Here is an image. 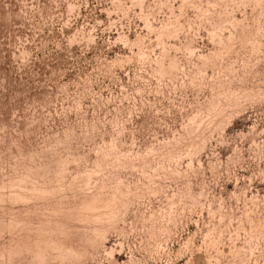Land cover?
I'll return each mask as SVG.
<instances>
[{
	"label": "rangeland",
	"instance_id": "1",
	"mask_svg": "<svg viewBox=\"0 0 264 264\" xmlns=\"http://www.w3.org/2000/svg\"><path fill=\"white\" fill-rule=\"evenodd\" d=\"M0 264H264V0H0Z\"/></svg>",
	"mask_w": 264,
	"mask_h": 264
}]
</instances>
